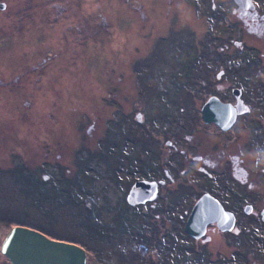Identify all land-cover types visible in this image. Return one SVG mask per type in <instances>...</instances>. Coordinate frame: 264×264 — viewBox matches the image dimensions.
Here are the masks:
<instances>
[{"label": "rangeland", "instance_id": "1", "mask_svg": "<svg viewBox=\"0 0 264 264\" xmlns=\"http://www.w3.org/2000/svg\"><path fill=\"white\" fill-rule=\"evenodd\" d=\"M196 1L0 0V245L23 225L81 246L86 264H210L233 250L213 234L198 245L208 260H196L186 196L217 188L211 169L229 152L258 177L248 144L264 134V40L245 22L210 23ZM197 76L191 104L176 85ZM235 87L254 112L219 135L200 109L212 94L234 103ZM170 95L186 97L188 111L177 100L164 112ZM22 172L76 204L56 192L39 209L21 192ZM135 181L150 189L143 199L131 195ZM234 251L222 264H247Z\"/></svg>", "mask_w": 264, "mask_h": 264}, {"label": "flooded vegetation", "instance_id": "2", "mask_svg": "<svg viewBox=\"0 0 264 264\" xmlns=\"http://www.w3.org/2000/svg\"><path fill=\"white\" fill-rule=\"evenodd\" d=\"M198 11L204 17L208 18L211 22L217 20L225 21L227 19L234 20L236 22H245L246 25L252 26V28H257L259 33L262 34L264 40V0H238V4L242 5L237 11L234 10L230 0H197ZM0 8L4 7V3H0ZM230 41L231 38H228ZM239 42V41H235ZM264 44V41H263ZM262 55V60L260 65L264 68V52H260ZM264 80V79H263ZM241 89V88H240ZM216 95V94H214ZM223 102L233 103V98L229 96L228 98H222L219 95H216ZM236 103V97L232 93ZM239 98L242 102V109L237 113L235 122L233 123L234 127L238 121V118L243 116V119L248 120L250 113H253L248 103L249 100L243 97V90L239 94ZM258 106V105H257ZM258 114L264 115L263 111H258ZM233 125L230 127L233 129ZM218 126V125H217ZM220 128V127H219ZM228 129H219L218 134L223 135ZM264 131V126L262 127ZM184 136L187 135V131L184 132ZM251 131L248 133V142L251 139ZM185 138V137H183ZM235 139L234 135L231 137ZM186 143V142H185ZM218 143V141H217ZM221 150L224 151V143H221ZM228 144L226 143V146ZM248 147H251L255 151V155L258 157L254 158L255 161L252 165L254 170H256V175L258 177H253L251 171L245 168L241 164H235L237 157H234L230 152L227 155H224V158L218 162L217 165L220 167L216 169H211L213 174H210L211 177L208 180L211 184L215 185L217 188L211 191L201 190L196 195L187 194L186 199L190 197L189 205L185 210V218L183 221V228L186 218L191 211L193 205L197 199L204 193H209L217 202L222 206V208L233 214L234 223L231 228H220L217 221H212L206 224L203 234L198 237H193L185 233L193 239V242L197 247L195 248L197 252V261H202L207 257V252L202 249H198L199 244H205L211 240L213 234L218 236L220 241L223 243L224 247H233V250L229 253L214 255L210 264H222L223 262L229 261L231 257V252L239 253L240 250H243L244 256L246 257L247 264H264V259L262 256L264 254V190H260V186L264 183V134L259 136L258 139L252 138L251 144H248ZM180 152L187 156L184 150L189 148L180 147ZM243 150V147H241ZM188 157V156H187ZM186 157V158H187ZM192 157L196 159H201L200 155H193ZM185 158V159H186ZM205 162V160H204ZM206 163V162H205ZM199 169L205 168L204 166H197ZM199 169V170H200ZM248 176L252 177L253 180H258L257 189L253 188V184L248 180ZM150 192V191H149ZM152 194L157 193L156 188L152 191ZM193 195V196H192ZM185 230V229H184ZM209 231L211 233H209ZM205 260H208L207 258Z\"/></svg>", "mask_w": 264, "mask_h": 264}, {"label": "water", "instance_id": "3", "mask_svg": "<svg viewBox=\"0 0 264 264\" xmlns=\"http://www.w3.org/2000/svg\"><path fill=\"white\" fill-rule=\"evenodd\" d=\"M240 93L239 87L233 89L235 104L223 102L214 94L210 95L200 109L202 120L213 121L220 128L228 129L242 109ZM135 184V191L147 194L150 190L140 182ZM215 220L220 228H231L234 216L226 212L213 196L204 193L189 212L184 229L191 236L198 237L203 234L206 224ZM1 251L12 264H86L87 259L85 250L76 243L49 237L35 228L23 225H15L8 231L2 241Z\"/></svg>", "mask_w": 264, "mask_h": 264}, {"label": "trees", "instance_id": "4", "mask_svg": "<svg viewBox=\"0 0 264 264\" xmlns=\"http://www.w3.org/2000/svg\"><path fill=\"white\" fill-rule=\"evenodd\" d=\"M222 71L223 70L221 69L217 73V76L221 75ZM198 77L199 76L195 77L194 80L191 81L192 83H189L188 81L187 82L181 81L180 85L179 84L176 85L177 88L179 87L178 88L179 90H181V91L183 90L184 93H187L188 96H191V99H190V103L191 104L194 102L193 101V96L197 97L199 95V93L201 92V89L199 87H196V85H195V83H197V78ZM180 97L183 98V96H179V95L178 96L170 95V96H167L164 99L161 98V101L159 102V104L161 105V108H163L164 112H165V109L168 108L169 104L173 105L178 100L177 108L181 109L180 107H181V104H182L184 106L185 112H187L188 111L187 105H188L189 102L186 100V97H185L184 100H180ZM185 112H184V115H185ZM184 115L180 114V115H178V118H180V117L184 118ZM164 116H166V115H164ZM167 116H169V117H171L173 119V115L168 113ZM180 123H182V122H180ZM182 126L183 125H180V128H184V129H182L183 132L188 131L187 129H189L188 128L189 126H186V127H182ZM23 170H25V169L24 168L21 169V171H23ZM21 175L24 177L23 181H22V184H21V192L24 195V198L25 199L26 198H32L34 204L36 206H38L39 209L43 207L42 204H43L44 201H48V200L51 201V199H53V198L55 199V193L56 192H58V195L60 193L63 194V196L57 197V199H55V200H60L61 203H64L62 200L66 201V202L71 200V204H76L77 200L75 201V200L71 199L69 196H67L66 192L62 188L58 187V185H57V188H55V183H53L52 181H50L48 179L38 178L35 175L32 177L31 173L28 174V173H23L22 172ZM34 180H35V183L32 186L31 185L32 184L31 181H34ZM91 181H92V178L89 180V182H91ZM34 193L38 194V195H34ZM43 208L47 211V209L45 207H43Z\"/></svg>", "mask_w": 264, "mask_h": 264}, {"label": "bare ground", "instance_id": "5", "mask_svg": "<svg viewBox=\"0 0 264 264\" xmlns=\"http://www.w3.org/2000/svg\"><path fill=\"white\" fill-rule=\"evenodd\" d=\"M232 6H233V8H234V10L235 11H237L242 5H240V4H238L237 2H233L232 3ZM237 116V115H236ZM235 119H236V117H235ZM205 122V121H204ZM215 123V122H213V121H208V122H206V123ZM234 122H235V120H234ZM233 122V123H234ZM233 123H232V125H233ZM216 125H217V123H215ZM231 125V126H232ZM186 126H193V124L191 123V121H184V123H183V126L182 127H186ZM230 126V127H231ZM229 127V128H230ZM181 129H184V128H181ZM180 133H181V131H180ZM184 137V136H183ZM170 143V141H165V144H169ZM175 146V145H174ZM178 149V148H177ZM177 149H175V150H177ZM179 151H180V149H178ZM131 192V195L134 197V198H137V199H143L144 198V196H143V191H135V190H131L130 191ZM67 196H69L68 194H67ZM143 196V197H142ZM139 197H142V198H139ZM3 241V240H2ZM1 244H2V242H1ZM0 251H1V245H0ZM1 253L6 257V260H7V263L8 264H12L11 263V261L9 260V258L1 251Z\"/></svg>", "mask_w": 264, "mask_h": 264}]
</instances>
